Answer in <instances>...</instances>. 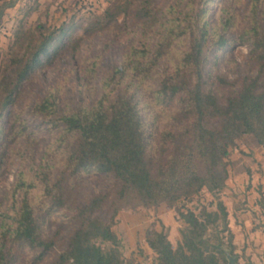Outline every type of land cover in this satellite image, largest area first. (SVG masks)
<instances>
[{
    "label": "trees",
    "instance_id": "trees-1",
    "mask_svg": "<svg viewBox=\"0 0 264 264\" xmlns=\"http://www.w3.org/2000/svg\"><path fill=\"white\" fill-rule=\"evenodd\" d=\"M216 1L187 0L178 8L179 1L160 7L152 0H130L133 38L97 81L92 101L62 108L56 90L50 89L34 101L28 118H14L8 129L0 123V165L18 138L25 143L21 163L29 161L15 172L0 211V264L39 263L54 243L46 224L55 214L74 228L49 264H132L119 255L110 226L120 208L174 204L203 188L215 193L225 185L226 157L238 138L251 134L264 145V5L251 0L244 15L247 25L228 35L239 17L233 0L212 16L210 5ZM66 37V27H54L17 60L14 75L3 81L0 119ZM185 39L188 46L179 47ZM243 41L249 42L257 71L223 94L220 88L232 81L205 69L208 53ZM163 58L164 67L155 72ZM163 117L167 121L156 132L154 124ZM44 131L49 137L34 163L38 135ZM99 173L112 176L111 187L93 189L79 202L83 177ZM217 206L198 213L179 210L186 225L176 247L164 231L146 230L154 264L234 260L230 242L220 235L227 229V211L221 200Z\"/></svg>",
    "mask_w": 264,
    "mask_h": 264
},
{
    "label": "rangeland",
    "instance_id": "rangeland-1",
    "mask_svg": "<svg viewBox=\"0 0 264 264\" xmlns=\"http://www.w3.org/2000/svg\"><path fill=\"white\" fill-rule=\"evenodd\" d=\"M176 1H179L180 8L187 0H152L160 7ZM129 2L0 0V100L6 92L3 81L14 75L17 60L38 45L43 34L54 27L68 29V37L60 42L57 53L24 82L15 101L3 111L0 123L5 129L14 118H28L34 101L50 89L56 90L62 108L75 107L80 101L89 103L96 97L97 81L118 62L133 38L136 22ZM225 3L226 0H217L210 5L209 13L213 16ZM250 3L251 0H233L232 6L239 18L228 30V35H235L247 25L244 15ZM260 3L264 5V1L260 0ZM107 10L111 14H107ZM187 46L186 39L179 45L181 48ZM249 49V42L243 41L227 45L215 55L214 49L208 53L205 69L221 73L232 81V84L220 88L221 93L227 94L238 88L244 76L257 71L256 64L249 58ZM164 64L165 58L157 64L155 72H160ZM166 121L164 117L157 119L155 131L160 130ZM48 137L45 131L39 133L32 157L34 163L40 160ZM17 141L11 142L12 148L0 165V211L8 202V189L15 172L29 162L21 163L25 143L19 138ZM226 166L225 185L215 193L203 188L174 204L160 202L120 208L110 223L119 240V255L132 264H154L155 252L145 239L146 230L164 231L172 246L176 247L186 225L179 210L189 208L196 213L203 208L218 210L217 203L221 200L227 211V229L220 231V235L225 244L230 242L234 256V260L227 264H264V145L257 143L251 134H244L230 147ZM112 182L109 174L85 175L77 191L78 201L84 202L93 189L107 190ZM73 228L74 224L65 221L63 216L53 215L46 224V234L54 236V243L37 264H49ZM214 230L209 229L210 236Z\"/></svg>",
    "mask_w": 264,
    "mask_h": 264
}]
</instances>
